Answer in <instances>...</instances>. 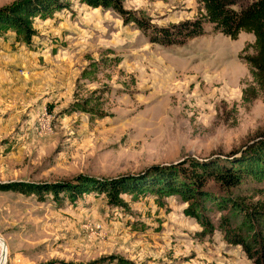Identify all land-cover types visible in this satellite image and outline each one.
I'll list each match as a JSON object with an SVG mask.
<instances>
[{
    "label": "rangeland",
    "instance_id": "374dc122",
    "mask_svg": "<svg viewBox=\"0 0 264 264\" xmlns=\"http://www.w3.org/2000/svg\"><path fill=\"white\" fill-rule=\"evenodd\" d=\"M67 1L68 9L34 21L29 46L9 32L0 37V183L138 174L228 155L264 132V93L248 104L240 98L252 84L242 61L253 53L252 35L232 41L207 26L163 47L111 10ZM122 7L157 27L200 14L193 0ZM84 98L106 116L64 112ZM252 186L264 189V181L243 187L246 203ZM121 199L128 209L91 194L54 204L0 192V264H99L110 255L133 264H251L216 229L223 213L208 209L215 230L204 235L176 196L161 205L148 195Z\"/></svg>",
    "mask_w": 264,
    "mask_h": 264
},
{
    "label": "trees",
    "instance_id": "16d2710c",
    "mask_svg": "<svg viewBox=\"0 0 264 264\" xmlns=\"http://www.w3.org/2000/svg\"><path fill=\"white\" fill-rule=\"evenodd\" d=\"M199 7L198 17L166 27L151 25L149 21L124 9L122 0H77L85 6L111 10L123 25L133 24L148 41L163 47L182 46L188 40L204 35L210 26L230 40L239 33L250 34L253 43L251 55L242 58L251 77V85L241 90V101L250 103L264 93V0H193ZM67 0H15L0 7V37L12 33L16 41L29 46L36 36L35 20L51 19L53 14L66 10ZM86 74L81 72L82 78ZM64 112L83 113L96 118L105 117L98 102L90 98L72 100ZM264 181V132L228 155L197 159L185 157L177 162L150 166L138 174L111 178L80 175L69 181L0 183V192L31 197L37 202L50 200L54 204L67 201L74 204L83 195L102 196L113 208L128 209L121 196L138 201L148 195L157 205L164 197L176 196L186 206L182 213L194 220L202 234H211L215 228L206 212L223 213L216 229L224 241L238 246L251 264H264V201L254 200L264 189L249 188L250 200L241 195L248 183ZM210 209V210H208ZM99 264H133L119 256L100 258Z\"/></svg>",
    "mask_w": 264,
    "mask_h": 264
}]
</instances>
